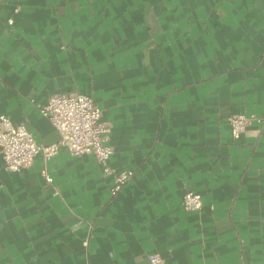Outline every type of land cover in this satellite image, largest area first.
<instances>
[{
    "label": "crops",
    "instance_id": "0c3cea01",
    "mask_svg": "<svg viewBox=\"0 0 264 264\" xmlns=\"http://www.w3.org/2000/svg\"><path fill=\"white\" fill-rule=\"evenodd\" d=\"M70 92L93 96L110 165L134 174L112 194L92 154L14 171L0 151V262L264 264V126L230 125L264 109V0H0V114L50 144L40 106Z\"/></svg>",
    "mask_w": 264,
    "mask_h": 264
},
{
    "label": "built area",
    "instance_id": "2783aa9c",
    "mask_svg": "<svg viewBox=\"0 0 264 264\" xmlns=\"http://www.w3.org/2000/svg\"><path fill=\"white\" fill-rule=\"evenodd\" d=\"M8 21L12 23L13 18ZM40 110L58 129L60 138L56 142H39L24 123L15 124L7 114H0V151L6 169L20 170L30 165L38 154H42L48 161L58 152L60 146H66L74 156L94 155L104 174L114 176L112 194L122 190L132 178L134 170L118 171L110 165L109 161L114 152L113 146L108 143L111 125L102 119V109L91 94L54 93L45 105L40 106ZM251 120H257L264 126V109L259 114L242 112L232 115V135L238 138ZM42 174L46 184L52 185L53 178L46 167ZM53 192L57 194L58 190L55 188ZM182 204L186 210H199L203 205L202 194L188 191L183 195ZM148 260L150 264H166L163 256L157 252H151Z\"/></svg>",
    "mask_w": 264,
    "mask_h": 264
}]
</instances>
